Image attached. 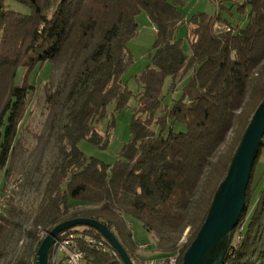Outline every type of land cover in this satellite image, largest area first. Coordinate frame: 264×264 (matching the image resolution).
I'll return each instance as SVG.
<instances>
[{
  "label": "trees",
  "instance_id": "obj_1",
  "mask_svg": "<svg viewBox=\"0 0 264 264\" xmlns=\"http://www.w3.org/2000/svg\"><path fill=\"white\" fill-rule=\"evenodd\" d=\"M16 1L30 13L8 9L0 0V166L5 171L0 193L8 191L0 215V264L10 254L7 264H36L46 235L81 217L106 224L136 264L133 222L140 221L157 238L156 250L164 257L178 255L182 264L264 99V0H215L214 13L191 17L180 8L183 0ZM141 11L155 24L157 37L151 63L136 76L141 90L135 95L132 138L119 159L106 163L88 156L80 142L106 147L115 121L106 134L97 123L109 117L112 104L121 111L134 96L123 76L134 61L128 43L138 35ZM186 21L193 25L190 54L179 35ZM217 23L226 27L216 29ZM46 62L62 68L57 83H44L46 103L60 108L51 126L57 153L47 166L43 155L37 162L41 197L32 209L18 197L21 177H13L25 147L19 128L35 88L30 74ZM21 67L26 75L17 83ZM186 78L181 96L166 104ZM178 124L186 129L177 130ZM263 148L223 264H264V172L256 179ZM71 232L84 252L81 264H124L96 228L78 225L59 237ZM87 237L102 239L108 250L89 245Z\"/></svg>",
  "mask_w": 264,
  "mask_h": 264
},
{
  "label": "rangeland",
  "instance_id": "obj_2",
  "mask_svg": "<svg viewBox=\"0 0 264 264\" xmlns=\"http://www.w3.org/2000/svg\"><path fill=\"white\" fill-rule=\"evenodd\" d=\"M242 1V0H241ZM227 7L230 2L225 3ZM8 9L21 13H30V8L16 0H6ZM217 3L215 0H183L180 5L186 17H191L197 12L214 13ZM234 15L237 17V10L234 9ZM226 15V12L223 13ZM139 24L138 35L129 41L128 48L133 56V63L123 76L129 88L133 91L129 106L121 111H114L115 105L110 107V115L97 123V128L102 134H106L109 130L111 121H115L114 126L109 131V143L102 148L89 140H82L80 148L88 155L96 157L106 163H114L120 158L124 145L131 140V120L133 109L137 104L135 95L141 90L136 76L140 75L146 67L151 63L150 50L153 47L157 37V29L150 17L145 11H141L137 16ZM193 25L185 22L180 26L179 35L183 38V47L186 53L190 54L189 39H192L191 29ZM62 68H56L53 63L46 62L43 66L38 67L30 74V82L35 86L32 95L29 98V106L24 120L22 121L19 131L25 138V147L16 164V172L13 180L21 177L23 188H19L18 197L24 202L25 206L35 209L40 197L41 189H37L40 173L36 171V165L40 157L43 155L44 165L55 157L57 153V132L51 128L54 116L60 111L59 107L52 108L46 103V95L44 91V83L49 79L57 83L61 77ZM26 75V68L21 67L17 75V83H22ZM187 78L179 83L177 90L167 95L166 104H170L173 99H177L182 94V88L186 84ZM169 87V81L166 82L165 89ZM114 113V114H113ZM177 130H185L186 125L178 124ZM47 168V167H46ZM264 172V148L256 165V179ZM29 178V179H28ZM13 180L9 184V188L13 185ZM28 180H32L33 184ZM5 183V171L0 166V192ZM29 183V184H28ZM134 239L137 243H148L146 247L139 245L137 250V261L139 264H145L146 260L157 259L158 257L156 245L157 238L147 231L143 223L140 221L133 222ZM188 231L184 233V241L187 240ZM3 262L7 264V261Z\"/></svg>",
  "mask_w": 264,
  "mask_h": 264
},
{
  "label": "water",
  "instance_id": "obj_3",
  "mask_svg": "<svg viewBox=\"0 0 264 264\" xmlns=\"http://www.w3.org/2000/svg\"><path fill=\"white\" fill-rule=\"evenodd\" d=\"M264 144V99L257 107L222 179L206 220L183 256L182 264H223L246 205L247 188L260 147ZM78 225L96 228L115 248L124 264H136L113 231L91 218H75L58 224L42 241L36 264H49L50 250L59 235Z\"/></svg>",
  "mask_w": 264,
  "mask_h": 264
},
{
  "label": "built area",
  "instance_id": "obj_4",
  "mask_svg": "<svg viewBox=\"0 0 264 264\" xmlns=\"http://www.w3.org/2000/svg\"><path fill=\"white\" fill-rule=\"evenodd\" d=\"M226 27L223 23H217L216 29ZM227 29H230L227 27ZM7 192L0 193V215L4 214L7 207ZM78 234L71 232L65 236L58 237L52 248L51 262L52 264H60L61 261L66 260L70 264H81L84 258V252L76 245ZM86 241L89 245L97 249L108 250L106 243L102 239L87 237ZM147 245L142 244L141 247ZM178 255L168 257H161L157 259L146 260L145 264H177Z\"/></svg>",
  "mask_w": 264,
  "mask_h": 264
},
{
  "label": "crops",
  "instance_id": "obj_5",
  "mask_svg": "<svg viewBox=\"0 0 264 264\" xmlns=\"http://www.w3.org/2000/svg\"><path fill=\"white\" fill-rule=\"evenodd\" d=\"M150 234H151V233H150ZM151 235H152L153 239H155V238H154V235H153V234H151ZM142 244L147 245V246L149 245L148 243H144V242L139 243V245H142ZM157 253H160V252L157 251ZM158 255H159V256H158ZM161 255H162V254H157L158 257H161Z\"/></svg>",
  "mask_w": 264,
  "mask_h": 264
}]
</instances>
